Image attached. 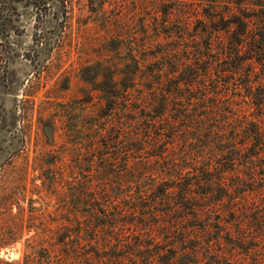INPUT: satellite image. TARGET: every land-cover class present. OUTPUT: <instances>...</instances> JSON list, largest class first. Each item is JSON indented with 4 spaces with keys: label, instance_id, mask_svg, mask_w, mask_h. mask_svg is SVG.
<instances>
[{
    "label": "rangeland",
    "instance_id": "rangeland-1",
    "mask_svg": "<svg viewBox=\"0 0 264 264\" xmlns=\"http://www.w3.org/2000/svg\"><path fill=\"white\" fill-rule=\"evenodd\" d=\"M48 1L0 10V264H264V0Z\"/></svg>",
    "mask_w": 264,
    "mask_h": 264
},
{
    "label": "trees",
    "instance_id": "trees-1",
    "mask_svg": "<svg viewBox=\"0 0 264 264\" xmlns=\"http://www.w3.org/2000/svg\"><path fill=\"white\" fill-rule=\"evenodd\" d=\"M18 2L24 3L25 6L32 5L35 8L36 7H42L43 9H45L46 7H49V5H48L49 1L48 0H3L0 2L1 3L0 4V10H4V9L7 10L9 3L14 4V3H18ZM62 7H63V4H62ZM242 31L243 32H241V33H245L244 29H242ZM135 72H136V70H134V72L130 71L128 76H127V80L125 82H123V85H121V88L124 91L130 89L133 86L134 78H131V77H133L135 75ZM127 81H128V84H127ZM91 83L97 87V88H94V90L101 92L100 97L103 100H102V104L100 105L101 108L99 109V111L102 112V114L106 117L116 108V101L120 100V98L124 99L125 97H123V95L121 93H119L118 90L116 89V87H115L116 83H114V80H113V73L108 67L99 66V65L94 67V75H93V79L91 80ZM83 103H88V101L83 102ZM83 103H82V105H83ZM14 118H15V114L11 115V117L9 119L7 117H0V128H7L10 126H13L14 125ZM113 133L114 132L109 130L108 132L106 131L104 134H101L100 135V141H102V142H104V141L105 142H117L118 137H115V135H113ZM93 231H95L93 237H96L98 239L100 230L98 229V230H93ZM90 237L93 238L92 236H90ZM96 245L98 246V241H97ZM115 253H117L118 258H120L119 251H117ZM130 254L131 253H128L126 258H128ZM31 255H32V253H30L28 256L25 257V264H27V263L32 264L33 258L32 259L30 258ZM128 259H131V258H128Z\"/></svg>",
    "mask_w": 264,
    "mask_h": 264
}]
</instances>
